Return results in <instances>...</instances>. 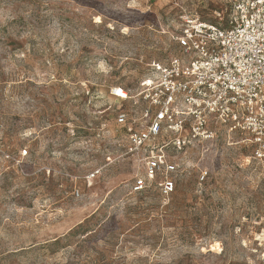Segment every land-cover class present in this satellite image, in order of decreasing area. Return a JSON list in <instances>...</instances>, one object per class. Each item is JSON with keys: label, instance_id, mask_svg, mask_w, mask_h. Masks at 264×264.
Returning <instances> with one entry per match:
<instances>
[{"label": "rangeland", "instance_id": "rangeland-1", "mask_svg": "<svg viewBox=\"0 0 264 264\" xmlns=\"http://www.w3.org/2000/svg\"><path fill=\"white\" fill-rule=\"evenodd\" d=\"M185 12L228 4L0 0V264H264V159L243 134L187 147L171 194L130 191L143 165L116 115L144 106Z\"/></svg>", "mask_w": 264, "mask_h": 264}, {"label": "built area", "instance_id": "built-area-1", "mask_svg": "<svg viewBox=\"0 0 264 264\" xmlns=\"http://www.w3.org/2000/svg\"><path fill=\"white\" fill-rule=\"evenodd\" d=\"M225 2L227 17L218 12V22L189 12L180 16L172 36L178 53L152 62L139 82L144 106L116 115L125 152L143 165L131 192L156 179L159 193L171 194L186 169V148L213 140L221 130L243 134L252 157L264 159V0ZM126 96L124 91L120 97ZM169 149L183 157L172 159Z\"/></svg>", "mask_w": 264, "mask_h": 264}, {"label": "bare ground", "instance_id": "bare-ground-1", "mask_svg": "<svg viewBox=\"0 0 264 264\" xmlns=\"http://www.w3.org/2000/svg\"><path fill=\"white\" fill-rule=\"evenodd\" d=\"M115 94H116V95L121 94L120 96H123V95H124V93L121 92V89H119L118 91H116Z\"/></svg>", "mask_w": 264, "mask_h": 264}, {"label": "trees", "instance_id": "trees-1", "mask_svg": "<svg viewBox=\"0 0 264 264\" xmlns=\"http://www.w3.org/2000/svg\"><path fill=\"white\" fill-rule=\"evenodd\" d=\"M82 227V225H79L78 226V228H81ZM78 228L77 229H74L73 231H72V233L74 234V233H76L77 231H78ZM57 243V242H56Z\"/></svg>", "mask_w": 264, "mask_h": 264}]
</instances>
